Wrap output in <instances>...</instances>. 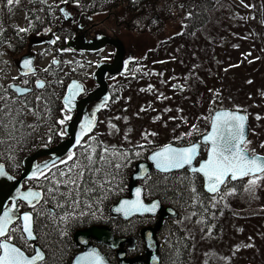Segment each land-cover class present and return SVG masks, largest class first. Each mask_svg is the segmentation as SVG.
Returning <instances> with one entry per match:
<instances>
[{
    "label": "rangeland",
    "instance_id": "rangeland-1",
    "mask_svg": "<svg viewBox=\"0 0 264 264\" xmlns=\"http://www.w3.org/2000/svg\"><path fill=\"white\" fill-rule=\"evenodd\" d=\"M30 1L34 0H19L9 5L6 0H0V20L5 12L9 25L16 31H27L30 22L25 5ZM44 1L58 11L68 4L63 15L53 13V21L59 19L62 23L69 16H75L76 20L78 10L87 11L92 14L89 24L97 23L96 30L107 33L116 27L112 14L117 12L121 18L124 11L122 5L108 14V11L93 12L81 0ZM230 1V18L223 16L212 29L215 30L212 48L206 42L187 44L172 39L179 29L170 24L157 37L131 33L124 25L116 29L134 60L120 80L109 82L111 99L97 116L91 136L99 138L107 147L136 149L144 145L141 148L147 149L151 143L161 147L186 134L196 116L211 109L210 100L218 98L225 109L241 111L247 116L250 143L246 148L250 154L264 156L261 146L264 145V0ZM3 2L10 7L4 10ZM2 28L0 22V32ZM41 34L52 35L48 30ZM32 36L28 33L26 39ZM8 48L10 52L0 56L1 86L17 75L14 62L21 58L12 47ZM36 50L38 71H45L57 60L63 74L72 73L90 85L94 67L81 56L57 54L49 46ZM129 73L132 78L128 77ZM95 109L92 106L91 110ZM24 113L27 122L34 124L32 113ZM67 117L65 114L64 121ZM36 122L37 129H43L40 127L44 125V117ZM64 127L65 123L60 124L61 134ZM249 179L253 177L244 179L241 190L234 193L233 189H222L219 197L211 202V207L220 211L212 218L216 224L189 215L176 219L185 230L187 264H264V178L258 179L255 185H250Z\"/></svg>",
    "mask_w": 264,
    "mask_h": 264
},
{
    "label": "trees",
    "instance_id": "trees-1",
    "mask_svg": "<svg viewBox=\"0 0 264 264\" xmlns=\"http://www.w3.org/2000/svg\"><path fill=\"white\" fill-rule=\"evenodd\" d=\"M81 4L88 5L93 12L112 11L122 5L124 11L121 18L118 17L117 12L115 15L118 22L124 24L131 33L157 37L170 24L174 29H179L178 34L171 37L172 39L187 44L195 41L206 42L212 48L214 41L211 37L215 32L212 29L223 16L230 18L231 1L90 0L88 3H83L81 0ZM6 6L9 5L3 2L4 10L7 9ZM25 10L30 27L24 31V40L28 33L41 34L48 30L52 36L58 35V40L55 42L58 44L54 45V48L64 46L72 29L63 27L59 19L53 21V13L56 11L59 14L57 7L51 8L44 0H34L25 5ZM1 17L3 28L0 32V46L12 47L15 53L21 54L24 40L19 36H22V31H16L13 25H9V20L5 21V12ZM202 59L200 57V62ZM62 69V65L57 62L51 63L45 71L41 70L42 75L44 74L42 77L45 81L44 87L35 88L24 96L17 97L8 86L0 85V108H3L0 120L7 126L0 128V164L12 176H18L25 157L38 148L56 144L51 139L57 138L58 120L63 111L62 97L67 83L74 77L72 73L63 74ZM128 77L132 78L131 73ZM210 101H212L211 109L206 113H199L193 120L190 130L182 137L172 139L170 143L178 146L189 145L199 141L201 136L207 133L212 113L225 107L218 98ZM27 111L34 116V124L27 122L24 113ZM40 117L42 119L44 117L41 130L37 129L38 122H36ZM141 147L136 149L107 147L99 138L91 136L63 157L66 158L65 160L60 159L48 167L40 178L32 181L41 194V213L37 216L35 226L36 242L45 254L40 264H70L72 258L81 250V247L73 241V234L91 226L108 227L115 237L131 238L129 243L131 247L128 243L123 246L125 256L126 258L141 256L139 261L132 264H144L142 260L145 246L140 231L145 227L153 226L158 221V216H140L124 220L110 213L113 204L128 196L129 179L135 164L146 161L147 155L160 146L151 143L147 149ZM206 151L207 146L203 145L197 162L205 158ZM70 154L74 157L75 166L72 160H68ZM89 155L97 163L90 168H84L83 165L87 164L86 157ZM69 169H72L73 178L77 171L84 172L83 177L77 181L78 188L71 184L66 186L62 182L67 181L68 177L61 176V173H69ZM246 178L249 177L244 179ZM244 179L237 182L228 181L221 190L229 188L233 189V193L241 190ZM138 184L143 188L145 201L158 199L164 208L170 207L175 212V216L163 218L156 233L159 242V264H187L188 246L185 230L176 219L189 215L192 218L207 219L212 222V218L215 219L217 217L215 214L220 211L214 210L211 202L219 197L221 190L215 195H208L203 190L201 177L186 169L171 173L151 170ZM193 187L195 192L192 191ZM212 223L216 224V221ZM92 244L97 246L110 262L118 264L115 250L94 241Z\"/></svg>",
    "mask_w": 264,
    "mask_h": 264
},
{
    "label": "water",
    "instance_id": "water-1",
    "mask_svg": "<svg viewBox=\"0 0 264 264\" xmlns=\"http://www.w3.org/2000/svg\"><path fill=\"white\" fill-rule=\"evenodd\" d=\"M107 45L113 46L116 49V53H115L113 62L111 64H104V63L100 64L95 70L93 74V79L97 83V88L93 92H91L86 98H84L81 102H78V103L76 101V98L79 94L83 92L82 85L78 83L77 81H71L66 88L65 95L63 96V99H62L64 108L69 111H72L73 110L72 105L73 104L77 105L76 114L71 119V121L68 123L67 129H66V134L68 135V137L58 142L56 145L52 147L38 148L31 155L25 157L22 163L23 170L21 171L20 177L18 178H15L9 175L5 167L0 164V168H2L4 172V176L0 177V215H2L4 211H12L17 216H22L23 214H25V213H22L18 215L17 202L18 200H21L24 203H28L22 197L26 196L29 191L31 192H34V191L33 190L23 191L22 185H21L22 180L31 179L35 177L39 172H41L42 170H45L52 164L56 163L60 158H62L68 152L73 151L75 148L79 146V144L84 139V137L87 136L88 133L93 129L95 116L97 112L99 111L100 106L93 112L92 116L90 117L87 114L85 106L87 103L97 101V100H102L101 105L108 102L110 95L108 92L107 82L105 81V76L108 73L110 75H116L124 70L126 66V63L123 62L124 47L120 40L109 39L104 36H101L97 39H94L88 42H81L78 44L77 47H74L75 49L83 50V51H97V50L104 48ZM67 46L71 47V43L69 42ZM25 61H30V64L27 68L24 67ZM15 66L17 68V71L20 74H28V73L35 72L36 68L33 67V54L30 53L29 56H25V55L22 56L20 59L16 61ZM9 88L16 95H19V96L30 91L29 89L22 88L21 86H18V85H10ZM17 89H20L22 91H17ZM69 100H70V103L67 102ZM221 112H230V113H234V114L242 115L246 117L244 124H245V138L247 139L248 134H249L248 119H247V116L243 112L237 111V110L225 109V108L215 110L211 115L207 133L201 136L199 141L189 144V145H181V146H178L172 143L165 144L153 150L152 152H150L147 156L146 161H141V162L136 163L134 167V171L132 172L130 179H129L128 196L121 198L118 202H116L110 207V213L112 216L120 217L124 220H128L133 217H140V216H158V221L153 226L145 227L140 231V237L142 238L144 246H145L144 258L142 260L144 264H159L160 263L159 242L157 241L156 233L158 232L164 217L175 216L174 210L170 207L164 208L158 199H154L149 202L145 201L144 199L143 188L138 184V181L144 179L151 170H155L159 173H164V172L159 171L156 168L155 163L150 159V157L157 151H160L166 145H171L174 148H183V147H188L191 145H199L198 155L195 161L193 162V166L198 167L200 162L207 159V155H208V152L206 151L205 158L200 159L197 162L201 147L203 145L207 146L203 143L204 136H206L209 132H211L213 118L218 113H221ZM82 125L84 126V128H82ZM89 125H91V127H88ZM78 140H79V143H77ZM252 155H257L259 157L264 158L263 155H259V154H252ZM45 157H47L48 159L39 163L37 166L34 165L35 161H37L40 158H45ZM45 165H47V167H45ZM185 169L188 172H190L187 168ZM180 170H183V169L172 170L167 173L176 172ZM34 173L36 174L35 176L33 175ZM197 175L201 177L202 183H203V190L208 195H215L216 193L220 191V189L224 185V184L220 185L218 192L211 193L207 190L205 178L201 174H197ZM242 179H236V180L229 179V181L236 182ZM137 189L140 190L139 200L141 204L144 206V208L150 209L153 204H156L157 205L156 209L154 211L132 210L127 216L124 214L123 211H117V209L120 208V206L123 204L124 201L133 202L137 200V195H136ZM8 200L12 201V205L9 209L6 208ZM131 240H132L131 238L115 237L111 229H109L108 227H103V226H91L89 228L76 231L73 234V241L78 246L81 247V251H79L72 258L70 264H97V261L95 260V258L89 255L90 253H95V255L99 257L101 264H114L110 262L108 257L103 252H101L97 246L93 245L91 241H94L95 243H98L101 245H105L109 247L110 249L115 250L117 252L118 264H132L134 262L139 261L141 258L140 257L126 258L125 251L123 250V245L126 243H131ZM32 241L34 240H31V242ZM35 250H40L45 258L43 251L37 245H34V252ZM31 256H28V257H31Z\"/></svg>",
    "mask_w": 264,
    "mask_h": 264
},
{
    "label": "snow or ice",
    "instance_id": "snow-or-ice-1",
    "mask_svg": "<svg viewBox=\"0 0 264 264\" xmlns=\"http://www.w3.org/2000/svg\"><path fill=\"white\" fill-rule=\"evenodd\" d=\"M19 3V0H7L9 5ZM20 31H25L20 29ZM56 63V61H53ZM30 61L24 62V67L27 68ZM37 87H44L43 83H37ZM17 91H22L17 89ZM70 103V100L67 101ZM0 114H3V108H0ZM70 119V117H68ZM259 119V117H257ZM246 117L230 112L218 113L212 121L211 132L204 136L203 143L207 145V159L200 162L199 166H193L198 151L199 145H191L183 148H174L171 145H166L160 151L154 153L150 159L155 163L156 168L164 173L172 170H179L187 168L193 174H201L206 181L207 190L211 193L219 191V187L226 182L244 177H253L249 179L250 185H255L258 179L264 178V158L257 155L249 154L246 145L250 141L245 138V122ZM63 123V121H61ZM7 126L0 120V128ZM88 127H91L89 125ZM82 128L84 126L82 125ZM79 143V140L77 141ZM264 147V145H261ZM87 164L84 168L94 166L97 161H94L89 155L86 157ZM68 160H72L75 166L73 155L68 156ZM39 167V166H38ZM47 167V165H45ZM119 167V165H117ZM36 175L35 173L33 174ZM84 175L83 171H77L75 178L72 175V169L69 173H61V176H67V181H62L67 186L68 184L79 187L77 181ZM4 176L3 169L0 168V177ZM10 178V177H9ZM53 191V189H49ZM195 192V188H192ZM137 200L133 202L124 201L117 211H123L127 216L132 210L154 211L157 207L153 204L150 209H145L139 200L140 190L136 192ZM39 193L29 191L26 196L22 198L26 200L33 208V200L39 202ZM19 223L13 227V224ZM19 233V239L25 242L35 240L33 217L30 213H25L22 216H17L12 211H4L0 215V264H40L44 260V256L40 250H35L34 255L28 257L21 250L12 243L14 233ZM94 257L97 264H101L100 259L95 253H90Z\"/></svg>",
    "mask_w": 264,
    "mask_h": 264
},
{
    "label": "flooded vegetation",
    "instance_id": "flooded-vegetation-1",
    "mask_svg": "<svg viewBox=\"0 0 264 264\" xmlns=\"http://www.w3.org/2000/svg\"><path fill=\"white\" fill-rule=\"evenodd\" d=\"M67 5L68 4L66 3V4L63 5L64 6L63 8H59V13H61V15H63L64 11H66V6ZM71 11L73 13L76 12L74 8H71ZM112 11L108 10V14H111ZM90 15H92V14L84 13V12H81L80 10H78V18L76 20H74L75 16H69L68 18H65V20L61 23V25L63 27H65V28L66 27H70L72 29V31L69 34L68 38H66L64 46H57L56 49L54 48V45L58 44V43L57 44L55 43L58 40V35H53L52 36L51 34L50 35L48 34V36H47V35H42V34L39 33V34H33L32 37H27V39L24 40V37H25L24 36V31H22L21 35L23 37L24 42H23L22 53H21L20 56L21 57L24 56V55L25 56H29V54L32 53L33 54V66L35 67V62L37 61V57H38V51L36 49L37 48H41L42 46H49V47H53L54 50L57 52V54H63L64 55V52H65V55L72 54V55L81 56L83 61H86V63L88 65H92V67H94V69H93V74H94L95 70L97 69V67L100 64H103V63L104 64H111L113 62V59H114L115 53H116V49L113 46H111V45H107L104 48H102L100 50H97V51H83V50L75 49L74 47H77L78 44L81 43V42H88V41L97 39V38H99L101 36H104V37L109 38V39H116V40L118 39V40H120L122 42L120 37L117 36L116 29H118L120 26H123L124 24H120L118 22L117 18H116V15L112 14L113 18H114V25L116 27L113 26V29L111 31H109V33H107L106 30H104V31L96 30V28L98 26L97 23H90L89 24ZM96 31H99V32H96ZM69 42L71 43V47L67 46V44ZM122 44H123V47H124L123 62L126 63V66H125L124 70L122 72L116 74V75H110L108 73L105 76V81L107 82V85H108V91H109V94H110V99H111V94H112V92L110 91L112 85H110L111 83H109V82L111 80H114V79L120 80L123 77L125 71H127L128 66L131 65L133 63V60H134L133 53L126 48V46L124 45L123 42H122ZM8 49L9 48H6V46L4 48L2 46H0V56L1 55H6L4 53L10 52ZM84 58H86V60ZM88 60H90V61H88ZM16 61L14 62V67L15 68H16V66H15ZM54 61H56V63L58 62L57 60H54ZM90 62L92 64H90ZM16 71H17V68H16ZM16 73H17V75L14 78H12L6 84V86L9 87L10 85H18V86H21L22 88H27V89L30 90L29 92H27L26 94H23L21 96L27 95L28 93L33 91V89H35V88H40V87H37L36 85H37V83L39 81H41V82L43 81V79H42L43 75H42L41 71H38V69H36L35 72L28 73V74H20L18 71ZM93 74H92V76L89 79L90 85H88V83H86L87 80H82L81 81L80 79L76 78V76H74L67 83V85L65 87V90H64V94H65V91H66V88H67L68 84L71 81H77L83 87V92L81 94H79L77 96V98H76L77 103L81 102L84 98H86L91 92H93L97 88V83L93 79ZM43 85H45V81H43ZM64 94H63V96H64ZM17 97H20V96L17 95ZM101 101L102 100L93 101V102L87 103L86 106H85V109H86L87 114H88L89 117L92 116L93 112L100 106V109H99V111L97 112V114L95 116L94 128H95V125H96L97 116L99 115V113L102 111V109L108 103L107 102V103L101 105ZM92 106H95L96 109L95 110H91ZM76 107H77V105L73 104L72 105V109L73 110L69 111V110L65 109L64 106H63L62 116L58 120L59 121L58 125L60 127V124H62L61 121H63V123H65L64 133L61 134L60 131H59V127H58L57 138L51 139L52 142L58 143L59 141L63 140L64 138H66L68 136L66 134V129H67L68 123L71 121V119L76 114ZM65 114H67L68 117H70V119L67 117L65 119V121H64ZM92 133H93V131L90 132L88 134V136L83 139V141L86 142L85 140L87 138L90 139ZM47 159H48L47 157L40 158V159H38L37 161L34 162V165L37 166L39 163H41V162H43V161H45ZM22 163H23V161H22ZM22 169H23V166H22ZM22 169H21V171H22ZM47 169L48 168H46L45 170H42L35 177H33V178L29 179V180L28 179L22 180V182H21L22 190L23 191L33 190L34 192L39 193V190L37 189V186L32 181L35 178H38V177L40 178L41 175L44 172L47 171ZM21 171L19 172L18 176H14V177L15 178L20 177ZM8 174H10V173L8 172ZM40 199H41V194H40V197H39V202H36L35 200H33V204H35V208H33L32 205H30L29 203H24L21 200H18V202H17L18 215H20L22 213H30L32 215V217H33V229H34V235L35 236H36V234H35V226H36L37 220H38L37 216L41 213ZM11 205H12V201L8 200L6 208L9 209L11 207ZM18 223H19V221H16L13 224V227H15ZM13 235H14V239L12 240V243L15 244L17 247H20L21 250L27 256L33 255V253H34V245H37L39 247V245L36 242L37 239H35L32 242L31 241L25 242L24 240L19 239V233L18 232L14 233ZM129 246L131 247V245H129Z\"/></svg>",
    "mask_w": 264,
    "mask_h": 264
}]
</instances>
